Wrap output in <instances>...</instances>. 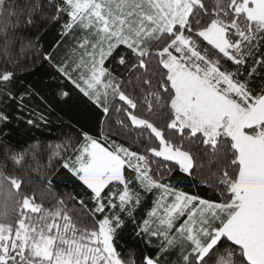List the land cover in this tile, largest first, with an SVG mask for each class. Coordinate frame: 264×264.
<instances>
[{
	"label": "snow or ice",
	"instance_id": "snow-or-ice-1",
	"mask_svg": "<svg viewBox=\"0 0 264 264\" xmlns=\"http://www.w3.org/2000/svg\"><path fill=\"white\" fill-rule=\"evenodd\" d=\"M29 52L50 79L18 89ZM34 96L95 117L44 172L7 140ZM61 170L46 205L31 174L50 192ZM0 196V264H137L125 234L139 264H264V0H0Z\"/></svg>",
	"mask_w": 264,
	"mask_h": 264
},
{
	"label": "trees",
	"instance_id": "trees-1",
	"mask_svg": "<svg viewBox=\"0 0 264 264\" xmlns=\"http://www.w3.org/2000/svg\"><path fill=\"white\" fill-rule=\"evenodd\" d=\"M59 28L52 26L48 29V32L44 33L41 37L42 48L40 50L47 49L49 44L53 41L59 40ZM24 61L31 64L35 62V67L27 72L23 73L22 83L17 85L18 89H22L28 84L42 85L49 82V73L52 71L47 66L46 62L39 60L37 56L32 55L30 52L24 57ZM11 105L8 111L12 113L14 119L10 128L6 129L9 133L7 140L18 148H28L30 145L39 144L41 146L40 153L37 156V160L40 165L41 172L46 171L45 165L47 164L48 157L51 155L52 149L58 144L66 143L69 138L75 140L81 126L86 122L91 127H95V117L85 113L83 102L74 97L68 103H52L51 108H47L39 97H33L28 103L27 108L23 111L19 110L14 101H10ZM31 110L34 113L43 112L49 123L47 125H41L40 127H32L26 124L27 119L32 118L30 116ZM20 117L21 119H15ZM116 117H113L115 121ZM114 127H117L115 124ZM131 135H129L128 142H131ZM55 164V160L52 161ZM57 173L53 177V187L50 192H44V185L40 182L39 177L32 173V187L36 190V194L40 199H43L45 204L54 201L57 196H67L68 193L74 191V184L66 174ZM208 175L207 171L204 173ZM181 187H187L188 181L184 180L180 185ZM191 191L205 192L204 186L199 188H192ZM3 197L0 196V210L3 208ZM126 259H135L137 264L144 255L150 254L149 249L144 242L129 238L127 234L123 240L120 241V247L118 249Z\"/></svg>",
	"mask_w": 264,
	"mask_h": 264
}]
</instances>
